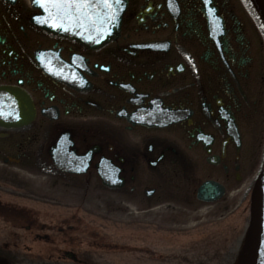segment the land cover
<instances>
[{
	"label": "flooded vegetation",
	"instance_id": "af4514ba",
	"mask_svg": "<svg viewBox=\"0 0 264 264\" xmlns=\"http://www.w3.org/2000/svg\"><path fill=\"white\" fill-rule=\"evenodd\" d=\"M36 16L45 13L31 0H0V103L34 112L21 128L0 129V169H36L43 154L85 189L114 171L123 186L106 189L130 195L143 215L160 169L183 177L201 207L207 181L223 190L212 204L227 207L252 188L264 147V28L252 0H126L119 36L97 47L50 35ZM67 219L57 233L77 229ZM36 228L45 234L43 223Z\"/></svg>",
	"mask_w": 264,
	"mask_h": 264
},
{
	"label": "rangeland",
	"instance_id": "374dc122",
	"mask_svg": "<svg viewBox=\"0 0 264 264\" xmlns=\"http://www.w3.org/2000/svg\"><path fill=\"white\" fill-rule=\"evenodd\" d=\"M38 158L43 160V165H40L41 160ZM38 158H34L40 160L39 165L34 166L36 169L19 171L14 170V165L13 168L0 169V189L16 196L14 200L24 204H32L30 199L34 200L32 207L45 210L47 219L64 217V211L77 209L80 216L69 220L68 224L73 223L78 228L63 233L61 240L62 236H50L48 243L36 227L25 229L27 224L36 219L25 220L24 228L13 226L18 246L13 244L10 250L16 254L19 251L24 260L18 261L19 264L64 261L62 255L65 249L74 251L77 254L75 257L84 260L85 264H201L199 260H205L208 255L216 253L224 258L236 253L233 245L241 230L240 222L245 232L246 220L233 217L230 213L242 205V198L252 200V193L251 196L248 194L251 188L242 189L232 200L236 202L228 207L223 203L201 207L188 197L186 185L179 183L184 181L183 177L175 179L160 169L151 173V184L157 187L158 195L143 203L144 208L152 207L150 214L143 215L137 214L139 206L127 193L104 190L100 182L92 181L87 194L80 187L82 180L71 179L69 182L68 177L57 174L47 165L43 154ZM66 182L69 187L72 185V192H65ZM66 195L69 197L66 198ZM44 198L53 203L41 204L43 207L40 208L38 203ZM153 212L155 214L151 215ZM224 224L226 226L221 227ZM9 228L8 224L3 225L0 220L2 246L7 241ZM95 228H98L99 233L90 235L89 231ZM205 228L211 230L207 237L201 234ZM70 238H75L73 247L59 249L70 244ZM7 245L3 246L5 250L10 246L9 243ZM66 259L65 264L74 262L71 258Z\"/></svg>",
	"mask_w": 264,
	"mask_h": 264
},
{
	"label": "bare ground",
	"instance_id": "6f19581e",
	"mask_svg": "<svg viewBox=\"0 0 264 264\" xmlns=\"http://www.w3.org/2000/svg\"><path fill=\"white\" fill-rule=\"evenodd\" d=\"M253 2H256V0H252ZM10 3V2H9ZM46 14H47V17L49 18L51 24L53 26H58L59 24L63 23V24H68L66 22H64V20H54V19H50V17L52 16V12H47L46 11ZM65 21H69L68 19H65ZM39 27V26H37ZM40 28V27H39ZM62 34H65L67 36H72V38L74 39H77L79 41L82 42V40H80V38H78L79 36L77 35H70L68 33H62ZM61 34V35H62ZM61 35H57V36H61ZM64 35V36H65ZM84 43H86V41H83ZM86 44H89L88 42ZM2 104L3 106L0 107V119H1V116H7L5 114H1V113H4V112H9L11 114V116H9V120H0V129H8L10 128V125L13 126V128H21L22 126H24V123H28L29 121H32L33 118H34V112H33V106L31 105V108H30V114L28 115L27 113V109L24 110L21 108V110L19 108H17V103H0ZM20 111H19V110ZM16 112L18 111V114H17V118L15 119H12L10 117H12V111L13 112ZM33 112V113H31ZM24 115V116H23ZM28 116L27 120H26V117ZM1 121H6V122H3L1 123ZM10 130V129H8ZM56 150V147H53V153H55L54 151ZM264 160V147H263V151H262V157H261V163H260V166H258V171H257V175H256V178H255V181L253 183V186L251 188V192L248 193L249 196H251V193H252V200L250 198V200L248 199H243L242 202H241V206L240 207H237L234 212L230 213L232 214L233 217H240V218H244L246 220V224H245V232L242 230V223L240 222V226H241V230L239 231V235H237V239H236V243L233 245V250H235L236 253H233L231 256L230 255H226L224 258L221 257V255L217 256L216 253L214 255H211V256H207V262H206V259L205 260H199V263L201 264H248L249 262V258L251 257V252H252V249H253V240H252V231H251V223H252V216H253V210H254V200H253V197H254V191H255V188H256V182H257V178H258V174H259V171H260V167H261V164H262V161ZM57 160L55 159L54 157V163H56ZM20 168H14V170H19ZM64 170V172H70V173H76L78 171H71V170H66V169H62ZM19 171H24L23 169H20ZM101 172V171H100ZM99 172V173H100ZM104 172V171H102ZM111 176H115V173L114 171H109L108 172ZM99 177L101 178L102 180V177L101 175L99 174ZM72 178H69V182ZM74 179H80V178H74ZM119 179H117L118 181ZM84 182L82 181V185H80V187H83L84 188ZM204 185H208V187L205 189V191L203 192V194L201 196H199V194H197V199L199 201H203V202H206V206H214L215 204H212V203H215L217 201H219L222 197H223V190L221 188V186H219L217 183L213 182V181H207L205 183H203L202 185H200V187L198 188L197 190V193H199L200 189L204 186ZM123 185H119V186H116L114 188H109V187H106L103 183L100 184V187H102L104 190L106 188H109V189H119L121 188ZM90 187H91V184L88 185L86 192L87 194L90 192ZM74 188H77V187H74ZM73 190V187L72 185H70V187L67 188V190L65 191L66 193L67 192H72ZM119 191H122V190H119ZM66 198L69 197L68 195L65 196ZM248 198V197H246ZM11 200V197L8 196L3 190L0 189V220L3 222V225H9L11 228H9V231H8V237H7V241H12L14 239H16L17 237V233L14 229H12L13 226H19V227H22L24 228V224H25V220L29 219V220H33V219H36V224L34 225V227L38 226V224H41L43 223V227L45 228V234L47 236V238H49L50 236H62L60 238V240L63 238V233L59 234L57 233V230H56V226L57 225H60V224H57L60 220H63L64 221V218L65 217H69V219L71 217H74V218H78L80 216V212L77 210V209H70L71 211H64V217H59V218H56V219H47L45 216H46V211H40L38 209H34L32 207V204H35V201L30 199V201L32 202V204L30 202H25V205L28 209H30L31 211L29 212H25L24 214L27 216L25 217L24 215L22 214H16V210L17 208H20L22 209L23 208V205H15L14 207L11 206L10 204V201ZM15 201V200H14ZM16 203H18V201H15ZM46 203H53V202H50L48 199L44 198L43 201H39L38 205L40 206V208L43 207V205L41 204H46ZM68 207H72V205H68ZM65 208V207H64ZM66 210V208H65ZM229 214V215H230ZM69 219H67L66 221L68 222ZM73 224V223H72ZM210 224V223H209ZM226 225H222L221 227H225ZM61 227H67L66 224H62ZM208 227H211V225H209ZM78 228V226H77ZM207 228V227H206ZM201 233L203 236L207 237L209 234H211V230L209 231V229H206ZM263 229H264V224H263ZM242 231V233H241ZM65 233V232H64ZM96 233H99L98 231V228H95L94 230L92 231H89V234L90 235H94ZM241 233V234H240ZM45 234H43L42 236H45ZM263 234H264V231H263ZM10 235V236H9ZM40 236V235H39ZM81 236V235H80ZM70 240L72 241L70 244H67V245H64V246H61L59 249H62V248H70V247H73L72 244H73V241L75 240V238H70ZM238 240V241H237ZM264 240V238H263ZM67 241V240H66ZM48 243H49V240H48ZM70 246V247H68ZM264 245H261L259 251H260V254L264 255ZM2 249L0 248V256L2 254ZM63 260H67L66 258H69V256L72 254V256H76L77 257V254L74 253V251L72 250H66L63 251ZM61 255V254H60ZM2 259H5V260H9L8 257H4ZM64 261H56V262H53V261H50V262H45V261H41L40 263L38 264H65ZM237 261V263H236Z\"/></svg>",
	"mask_w": 264,
	"mask_h": 264
},
{
	"label": "water",
	"instance_id": "95a60500",
	"mask_svg": "<svg viewBox=\"0 0 264 264\" xmlns=\"http://www.w3.org/2000/svg\"><path fill=\"white\" fill-rule=\"evenodd\" d=\"M31 2L35 8H46L38 3L37 0H31ZM89 2L96 5V7L86 9V14L82 18L68 19L69 21L63 19L64 22L68 23L67 25L61 23L58 26H47V24L42 21V18L41 20L40 18L36 19L34 23L50 35L57 36L62 33L77 35L80 40L86 41V43L88 42L89 45L95 47L105 45L115 40L119 36L122 15L126 8V0H119L118 3H116L115 0H110L112 3L111 9L105 8L102 0H89ZM256 4L264 22V0H256ZM44 10L52 12L50 6ZM77 15L79 16V14ZM54 20L58 21L61 19L56 18ZM17 108L20 110L21 108L24 110L27 109L29 115L31 103H17ZM114 173L115 176H111L108 172L101 171L99 173L102 177V183L106 187L114 188L121 185V181H117L118 173ZM207 187L208 185H204L200 189L198 193L199 196L203 194ZM253 200L254 210L250 227L252 231L253 249L248 264H264V255L260 254L259 251L261 245H264V160L262 161L258 174Z\"/></svg>",
	"mask_w": 264,
	"mask_h": 264
},
{
	"label": "snow or ice",
	"instance_id": "6c2138e0",
	"mask_svg": "<svg viewBox=\"0 0 264 264\" xmlns=\"http://www.w3.org/2000/svg\"><path fill=\"white\" fill-rule=\"evenodd\" d=\"M37 2L46 8L50 6L52 11L50 19L59 18L61 20L82 18L86 14V9L96 7L89 0H37ZM102 2L105 8H112L110 0H102ZM115 2L118 3L119 0Z\"/></svg>",
	"mask_w": 264,
	"mask_h": 264
}]
</instances>
